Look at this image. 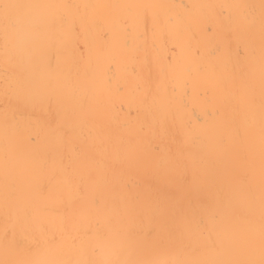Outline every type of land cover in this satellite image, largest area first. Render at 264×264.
Listing matches in <instances>:
<instances>
[{
	"label": "bare ground",
	"instance_id": "1",
	"mask_svg": "<svg viewBox=\"0 0 264 264\" xmlns=\"http://www.w3.org/2000/svg\"><path fill=\"white\" fill-rule=\"evenodd\" d=\"M89 4L85 79L0 85V264H262L264 0Z\"/></svg>",
	"mask_w": 264,
	"mask_h": 264
},
{
	"label": "rangeland",
	"instance_id": "2",
	"mask_svg": "<svg viewBox=\"0 0 264 264\" xmlns=\"http://www.w3.org/2000/svg\"><path fill=\"white\" fill-rule=\"evenodd\" d=\"M89 1L0 0V85L71 87L85 79V32L95 17ZM27 76L32 85L22 82Z\"/></svg>",
	"mask_w": 264,
	"mask_h": 264
},
{
	"label": "snow or ice",
	"instance_id": "3",
	"mask_svg": "<svg viewBox=\"0 0 264 264\" xmlns=\"http://www.w3.org/2000/svg\"><path fill=\"white\" fill-rule=\"evenodd\" d=\"M262 264H264V262H262Z\"/></svg>",
	"mask_w": 264,
	"mask_h": 264
}]
</instances>
